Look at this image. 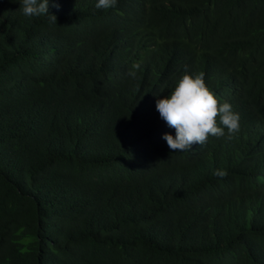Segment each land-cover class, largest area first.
Returning <instances> with one entry per match:
<instances>
[{
  "label": "trees",
  "instance_id": "trees-1",
  "mask_svg": "<svg viewBox=\"0 0 264 264\" xmlns=\"http://www.w3.org/2000/svg\"><path fill=\"white\" fill-rule=\"evenodd\" d=\"M96 3L0 0V264H264V0ZM185 73L231 140L170 151Z\"/></svg>",
  "mask_w": 264,
  "mask_h": 264
},
{
  "label": "clouds",
  "instance_id": "clouds-1",
  "mask_svg": "<svg viewBox=\"0 0 264 264\" xmlns=\"http://www.w3.org/2000/svg\"><path fill=\"white\" fill-rule=\"evenodd\" d=\"M116 4L117 0H97L95 6L108 10ZM53 7L59 5L54 3ZM20 8L26 17L47 15L49 23L57 24V17L49 14V0H20ZM133 69H140L139 62ZM128 75L135 78L136 71ZM156 110L167 126L175 130V137L167 133L162 137L172 152L190 151L194 144L204 145L210 136L225 137V128L228 140L240 131L239 114L232 111L228 102L220 103L207 87L203 73L195 76L185 73L170 94L157 99ZM213 175L223 179L227 172L216 170Z\"/></svg>",
  "mask_w": 264,
  "mask_h": 264
}]
</instances>
